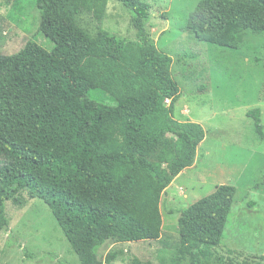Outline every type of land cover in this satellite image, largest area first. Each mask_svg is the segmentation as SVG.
Returning a JSON list of instances; mask_svg holds the SVG:
<instances>
[{
  "label": "trees",
  "instance_id": "1",
  "mask_svg": "<svg viewBox=\"0 0 264 264\" xmlns=\"http://www.w3.org/2000/svg\"><path fill=\"white\" fill-rule=\"evenodd\" d=\"M111 1L130 11L138 44L81 26L84 14L103 23ZM27 3L39 10V33L53 47L29 40L13 55L0 54V230L10 224L6 203L26 190L51 208L80 264H104L99 251L108 243L161 239L162 197L194 165L206 130L173 118L181 91L173 58L147 31L148 4ZM186 28L199 41L238 50L249 33L264 34V0H201ZM4 37L0 19V49ZM248 117L264 138L262 109ZM237 194L219 185L183 210L179 260L215 264ZM115 259L110 253L107 262ZM242 264H264V256Z\"/></svg>",
  "mask_w": 264,
  "mask_h": 264
},
{
  "label": "rangeland",
  "instance_id": "2",
  "mask_svg": "<svg viewBox=\"0 0 264 264\" xmlns=\"http://www.w3.org/2000/svg\"><path fill=\"white\" fill-rule=\"evenodd\" d=\"M0 0L4 40L0 54L13 55L29 40L50 50L39 33L41 14L28 0ZM150 6L147 31L158 49L173 58L172 75L181 96L173 118L196 122L206 130L196 161L162 197V237L133 243H108L99 251L104 264H191L179 260V219L183 210L233 185L238 194L215 264H242L264 256V138L248 112L262 109L264 132V34L249 33L238 50L199 41L186 22L201 0H140ZM81 26L91 34L99 27L139 43L130 11L111 1L103 23L84 14ZM108 104L115 103L105 97ZM172 100L166 106L169 107ZM256 202L255 207L249 206ZM9 227L0 230V264H80L77 254L43 200L22 191L6 203ZM220 259V260H219Z\"/></svg>",
  "mask_w": 264,
  "mask_h": 264
},
{
  "label": "built area",
  "instance_id": "3",
  "mask_svg": "<svg viewBox=\"0 0 264 264\" xmlns=\"http://www.w3.org/2000/svg\"><path fill=\"white\" fill-rule=\"evenodd\" d=\"M170 102H171V100H170V99H168V100L166 101V103H167V104H169Z\"/></svg>",
  "mask_w": 264,
  "mask_h": 264
},
{
  "label": "crops",
  "instance_id": "4",
  "mask_svg": "<svg viewBox=\"0 0 264 264\" xmlns=\"http://www.w3.org/2000/svg\"><path fill=\"white\" fill-rule=\"evenodd\" d=\"M167 190H168V189H167ZM167 190H166V191H167Z\"/></svg>",
  "mask_w": 264,
  "mask_h": 264
}]
</instances>
